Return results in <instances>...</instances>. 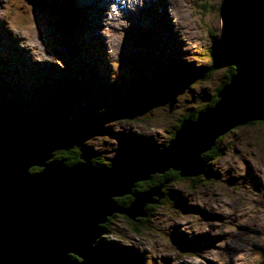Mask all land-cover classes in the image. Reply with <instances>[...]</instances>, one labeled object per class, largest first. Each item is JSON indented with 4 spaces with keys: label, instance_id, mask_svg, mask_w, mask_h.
<instances>
[{
    "label": "rangeland",
    "instance_id": "obj_1",
    "mask_svg": "<svg viewBox=\"0 0 264 264\" xmlns=\"http://www.w3.org/2000/svg\"><path fill=\"white\" fill-rule=\"evenodd\" d=\"M119 1L108 0L116 13L98 1L45 0L40 9L0 0V105H20L32 127L86 128L83 148L106 164L165 144L178 118L201 109L226 79L237 41L227 18L233 0ZM63 18L70 35L55 24ZM215 60L223 68L206 79ZM201 67L203 76L193 71ZM190 74L172 106L144 103L152 94L140 83L176 87ZM222 137L210 173L171 183L141 233L114 214L104 254L121 250L129 264H264V124Z\"/></svg>",
    "mask_w": 264,
    "mask_h": 264
},
{
    "label": "water",
    "instance_id": "obj_2",
    "mask_svg": "<svg viewBox=\"0 0 264 264\" xmlns=\"http://www.w3.org/2000/svg\"><path fill=\"white\" fill-rule=\"evenodd\" d=\"M44 9L45 0H26ZM264 2L239 5V46L232 56L234 73L218 91L217 102L183 120L170 141L147 148L134 159L96 165L88 148L80 161H51L55 151L83 146L79 129L51 126L28 128L0 108V264H109L97 241L114 214L130 220L146 216V206L158 204L162 186L135 192L137 183L168 170L181 177L207 174L202 157L218 138L233 128L264 121ZM65 34L71 20L55 23ZM191 81L155 88L146 104L172 106ZM39 168L32 172L31 168ZM132 196L128 204L118 199Z\"/></svg>",
    "mask_w": 264,
    "mask_h": 264
},
{
    "label": "trees",
    "instance_id": "obj_3",
    "mask_svg": "<svg viewBox=\"0 0 264 264\" xmlns=\"http://www.w3.org/2000/svg\"><path fill=\"white\" fill-rule=\"evenodd\" d=\"M260 1L264 2V0H260ZM241 2H242V0H233V1L231 2V4L228 6V14H227V16H228V17H227V18H228V23L231 24V25L233 26V28H234V35H235L237 41H236V43H235L234 49L230 52L229 59L226 60V61H224V63H225L224 66H226V67L228 68V71H227V74H226V79L222 82V84H220V85L215 89V92L211 95V98H210V100L208 101V103L205 104L203 107H201V109H199L198 111H196V113H194V114H190L189 116H187V115H181V116L178 118L177 122L175 123V128L173 127L172 130L170 131V133H169L170 136H169L168 140H166L165 144H167V143L170 141V139L173 138L174 133H175V130L178 128V126L180 125V123H181L183 120H185V119H187V118H195L196 115H197V113H198L200 110H202V109H204V108H206V107H208V106H212V105H214V104L217 102V100H218V97H217V93H218V91L222 88V86H223L226 82H228V81L230 80L231 75L234 73L235 67H234V63H233V60H232V56H233L234 52L236 51V49H237L238 46H239L240 30H239V27H238V13H239V5L241 4ZM71 7H72V6H71ZM65 9H66V10H69L70 7H68V5H67V7H65ZM72 10H73V11H72ZM72 10H69V11L74 12V14H75L77 17H79L80 12L75 11L74 9H72ZM259 17H260V18H259V28H261L262 24L264 23V12H263ZM77 26H81V25H77ZM218 55H220V54H218V53L215 52V50H214V52H212V56H211V58L214 57V56H216V57H214V58H218ZM212 62H214V61H212ZM217 62H218V61L215 60L214 64L211 65V66H210L207 70H205V72L203 73L204 76H207L206 79H208V78L210 77V75L212 74L213 71H216V70H218V69L223 68V67L221 66V64L218 63L219 65H217ZM202 70H203V67H201L200 69H193V71H195L196 73H198V74H200V75H202V73H201ZM1 71H3V70H1ZM200 75H198V76H200ZM194 76H195V75L190 74V75L188 76L187 80H190L191 77H194ZM198 76H197V77H198ZM202 76H203V75H202ZM171 80H172V79H169V81H171ZM172 82H173V81H172ZM71 83H75V82H71ZM123 84H124V85H125V84L127 85V81H126V82L124 81V82L122 83V85H123ZM141 84L143 85L141 91L143 92L145 88H148V94H152L153 89H155L154 87L158 88V86H161V88H167V87H170V86H175V85L172 84V83H171V84L168 83V84L158 85V83H156L154 79H153L152 82H148V83H147V85H149V86H146L144 82L140 83L139 85H141ZM71 87H73V86H71ZM73 89H74V88H73ZM138 89H139V88H138ZM139 92H140V89H139ZM143 101H144V103L147 102V100H143ZM0 108L3 109V110L5 111V113H6L7 116H9V117H14V118H17V119H19L20 121H22L26 127H28V128H37V127H32V124H31V123L29 124L28 122L24 121V120L21 118L22 115H21V112H19V110H20V105H18V106H16V107H13V106H11V105L9 104V106H8L7 108L4 107L3 105H0ZM257 122H260V123L264 124V121H257ZM254 123H256V122H252V123H249V124H254ZM47 125L51 126V127L54 128V129H58V128H59V126H57V125L54 124V123H46L45 126H47ZM59 130H62V129H59ZM79 130H80L81 132L84 133V138H85V136L88 134L87 129H86V128H82V129L79 128ZM222 138H223V137L221 136L220 138L217 139V141H216V143H215V146L212 148L211 151L205 152V153L202 155V157L207 161V163H206V168H207V170H208V171H207V174L210 173V169H209L210 160H209V159H210V157L213 159V156L211 155V153H214V154H215L214 156H218V155L220 154V150H221L222 148H220V145L218 146V144H219V141H220ZM84 142H85V140H83V143H84ZM165 144L163 143L162 146L165 145ZM72 147H73V146H72ZM83 147H85L84 144H83V146L78 147V149H77V148H71V147H70L71 149L69 148V149L66 150V151H63V150L55 151V152L53 153V157H52L51 161H53V162H59V163H62V164H64V165H72V164H74V163L80 161V156H81L83 153H85V151H86L87 148L84 149ZM67 154H69V155H67ZM140 154H141V152H140ZM93 155H94V154H91V156H92V161L94 162V164L99 165V166H102V165H110L109 163L106 164V163H103V162L96 161V160H95V157H94ZM138 156H139V155H138ZM114 160H116V159H114ZM39 170H40V169H39V168H36V167L31 168V171H32V172L39 171ZM207 174H205L204 176H206ZM187 178H188V177H187ZM183 179H184V177H181V176L179 175V172L174 171V170H168V171H166L164 174H155V175H152L151 179L148 180V181H143V182H139V183H137L136 188H135L134 190H135V192L139 193V192H142V191H144V190H147V189L150 188V187L160 185V186H162L161 192H162V194H163V196H162L160 202H163V201L165 200L166 197H168L169 195H171V192H167L168 186H170L171 183H173V182H178V181L183 180ZM198 179H199V180L201 179L200 176H199V177H196V178H191L190 181H192V182H193V181H198ZM187 180H189V179H187ZM169 189H170V188H169ZM170 190H171V189H170ZM133 199H134V198H133L132 196H125V197L119 198L118 201H119L121 204L128 205ZM156 207H157L156 204H149V205H147V206H146V212H147V215L145 216V218H144V217H141V218H139L138 220H136V222H135V221H132V220H130V219H128V218L126 217V219L128 220L127 222H128L130 225H133V230H134V231H136V232H138V233H141V231H142V228H141V227H143V228L145 227V226H144V223H145L144 221H145V220H148V218H150V216H151L150 213H152L151 210L155 209ZM111 219H112V217L108 220L107 223H105V224L103 225V234H102V237H101V238L97 241V243H96V247H97V249H98L100 252H102L103 254H104V252H105L103 249L106 247V245H105V237H106V235L110 232L108 226H109V223L112 221ZM137 221H138L139 223H137ZM104 255H106V256H108L109 258L112 259V261H111L109 264H129L128 262H126V259H125V258H122L121 250H119L118 253L104 254Z\"/></svg>",
    "mask_w": 264,
    "mask_h": 264
},
{
    "label": "bare ground",
    "instance_id": "obj_4",
    "mask_svg": "<svg viewBox=\"0 0 264 264\" xmlns=\"http://www.w3.org/2000/svg\"><path fill=\"white\" fill-rule=\"evenodd\" d=\"M79 2V3H84V4H90V3H92L93 5H95L96 4V2L98 1V4L100 5H98L99 6V8L101 7V9L103 8V9H109V5H108V0H105L106 1V5H103L102 3H100L99 2V0H73V2H74V4L76 3V2ZM115 1H117L118 3L120 2L119 0H115ZM133 1V0H132ZM140 2V1H139ZM143 2V1H142ZM154 2V1H153ZM121 3V2H120ZM141 4V3H140ZM158 4V3H157ZM174 4V3H173ZM76 5V4H75ZM96 6V5H95ZM134 6V5H133ZM173 7V6H172ZM155 9V8H154ZM175 9V8H174ZM110 11L112 10V11H114V12H116V13H118L119 12V6L117 5V4H115L113 7H110V9H109ZM136 10V9H135ZM99 11V10H98ZM109 12V11H108ZM133 13V12H132ZM175 13V12H174ZM129 15V14H128ZM118 16V15H117ZM166 16V15H165ZM129 17V16H128ZM166 18V17H165ZM121 19V18H120ZM134 19V18H133ZM167 20V19H166ZM170 23V22H169ZM167 26V25H166ZM171 27V26H170ZM177 29V28H176ZM160 30V29H159ZM80 36V35H79ZM2 58H4V57H1V55H0V59H2Z\"/></svg>",
    "mask_w": 264,
    "mask_h": 264
},
{
    "label": "flooded vegetation",
    "instance_id": "obj_5",
    "mask_svg": "<svg viewBox=\"0 0 264 264\" xmlns=\"http://www.w3.org/2000/svg\"><path fill=\"white\" fill-rule=\"evenodd\" d=\"M212 155V154H211ZM212 158L210 157V159L209 160H211ZM211 164V163H210Z\"/></svg>",
    "mask_w": 264,
    "mask_h": 264
}]
</instances>
